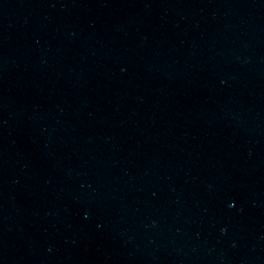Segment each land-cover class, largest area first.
<instances>
[{"label": "water", "instance_id": "water-1", "mask_svg": "<svg viewBox=\"0 0 264 264\" xmlns=\"http://www.w3.org/2000/svg\"><path fill=\"white\" fill-rule=\"evenodd\" d=\"M0 264H264V0H0Z\"/></svg>", "mask_w": 264, "mask_h": 264}]
</instances>
